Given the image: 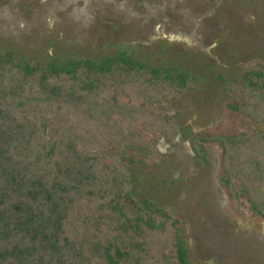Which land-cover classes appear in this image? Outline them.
<instances>
[{
	"label": "trees",
	"instance_id": "16d2710c",
	"mask_svg": "<svg viewBox=\"0 0 264 264\" xmlns=\"http://www.w3.org/2000/svg\"><path fill=\"white\" fill-rule=\"evenodd\" d=\"M192 82L186 69L149 68L124 51L61 65L0 53V264H192L177 219L137 197L118 151L156 155L135 121L172 139L148 106ZM241 86L231 108L264 124V71L245 72ZM210 139L238 181L223 179L230 196L240 186L264 216V131Z\"/></svg>",
	"mask_w": 264,
	"mask_h": 264
},
{
	"label": "rangeland",
	"instance_id": "374dc122",
	"mask_svg": "<svg viewBox=\"0 0 264 264\" xmlns=\"http://www.w3.org/2000/svg\"><path fill=\"white\" fill-rule=\"evenodd\" d=\"M7 51L36 65L124 51L149 68L186 69L190 86L148 106L174 137L148 131L138 118L137 131L157 154L118 149L130 185L177 219L192 264H264V216L240 186L230 196L223 179L238 181L210 139L264 131L262 122L231 108L244 98L243 74L264 71V0H0V53ZM121 200L133 206L124 194Z\"/></svg>",
	"mask_w": 264,
	"mask_h": 264
}]
</instances>
